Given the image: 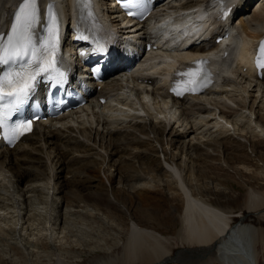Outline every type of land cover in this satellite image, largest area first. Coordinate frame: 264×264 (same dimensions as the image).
I'll use <instances>...</instances> for the list:
<instances>
[{
    "label": "bare ground",
    "instance_id": "obj_1",
    "mask_svg": "<svg viewBox=\"0 0 264 264\" xmlns=\"http://www.w3.org/2000/svg\"><path fill=\"white\" fill-rule=\"evenodd\" d=\"M206 1L211 0H185L182 2V7L177 10H189L196 3ZM12 2L13 0H0V33H7V31L4 32V21L6 16L13 11ZM66 2L67 0H63V8ZM226 13L227 18H224V22H229L232 17L234 21L239 19L238 24L242 31L253 42H259L264 38V0H259L253 7L250 6V2L244 4L241 2L236 7L229 6ZM41 24H45V20ZM69 46L70 42H67V47ZM215 47L217 45L214 44L212 48ZM207 51L205 45L194 46L185 55L195 54L186 57L194 60L195 57L201 56L200 53ZM240 68L241 70L247 68L248 74L253 72V68L246 63L240 64ZM149 81L150 79L147 80L146 85L143 83L132 85L129 82V95L126 93L121 97L113 96L105 105L92 106L89 110L91 114L90 112L72 114L63 121L53 123L48 127L39 124L33 134L25 137L15 148L0 147V244L7 247L16 245L26 250L20 254L7 252L5 258L11 257L13 261L18 257L22 260L24 258L35 259L40 256L39 248L44 246L46 252L49 249L59 251L56 256L57 264H65L62 259V247L65 245V239L70 238V235H67L68 231L72 229V224L76 222V219L86 215L93 220H101V216H104L103 219L105 221L108 219L111 225L116 223L119 224L117 227L129 226L131 231V236L126 244H123L124 255L120 259H110L100 264H118V262L127 264L125 257L127 259L134 257L132 264L137 261L139 263L152 262V264H181L182 258L173 259L172 256L170 243L174 238L180 243L195 245L197 250L193 253L206 259L202 260L205 261L204 264L216 262L264 264V260L258 259L256 247L258 241L264 246L262 225L248 223L244 217L239 225L233 227L229 221L233 214L232 211L219 209L212 203L200 200L194 195L200 181L207 182L210 179L215 190L219 189L218 182L220 181L210 176L207 171L216 169L217 167L213 164L220 160L210 152L211 150L220 151L223 158L231 165L248 164L254 171L250 177L254 181L258 180L259 177L255 171L264 168V140L260 139L261 134L245 132V130L250 127L252 114L256 116L259 126L264 127L263 108L257 111L255 102L247 107L244 98L243 103H238V106L244 110L249 109V114H246L247 111L246 113L242 111L237 117L238 110L225 103L222 109L219 108L218 105L220 106L221 102L219 103L217 99L206 101H214L213 104L218 109L214 112L209 109L205 101H199L201 99H195L198 100L197 103L188 108L184 106L185 99L175 98L174 104L170 105V102L159 100L155 95L152 99L150 98V101L149 97L153 93L148 91L151 85ZM152 81V84H155L156 79L153 78ZM112 84L120 90L123 89V84L117 79L113 80ZM234 85H237V82ZM252 88H257V94L261 92L264 94L262 91L264 78L255 86L252 84ZM244 91L247 93L246 88ZM130 96L133 101H129ZM104 98L107 99L106 92ZM124 100L129 103L123 102ZM114 101H117L116 106L112 103ZM139 106L142 107L143 114L146 116L134 114ZM148 117L152 120L150 126L145 121ZM181 117L184 118L181 127L184 126L187 130L185 133L178 130L179 126L178 128L175 126V123L179 125L178 121ZM174 118L176 119L172 123ZM217 118L232 125L234 129L244 134L245 138L249 135L246 139L258 158L257 162H262V166L247 155V147L244 144L227 137L225 131L213 135L214 133L211 132L213 126L221 125ZM212 121L215 123L212 124ZM126 122L130 126L120 127ZM168 125L171 127L169 131H167ZM200 131L203 132L198 134ZM191 133L198 136L195 138L196 143L190 141L182 145L178 144L185 135ZM205 137L209 139L205 140ZM156 143L161 146V152L155 145ZM52 145L56 147L57 155L52 156L53 153L48 152ZM174 150H179L181 155H186L188 158L186 164L179 163L181 157L174 153ZM55 158H59L58 161L62 160L61 162L66 166H72V164L75 166L80 163L79 169L84 171L78 175H81L80 179L74 180V184L79 185L77 190L71 189L70 185L68 190L62 182L56 183L55 170L52 166ZM48 164L52 166V172L47 170L46 165ZM88 172L96 173V175L90 178L87 175ZM241 172L246 173L244 170ZM102 175L104 179H101ZM156 186H166L173 197L181 194L186 199V207L180 217V226L171 238L162 236L153 230L141 228L134 222L135 212L130 214L134 208L132 204L134 200L143 198L149 189L156 191ZM65 190H68L67 197H59L65 194ZM114 193L117 197L115 202L110 197ZM124 195L130 198L128 202L130 211L124 209ZM64 204H66L65 209H63ZM46 206L49 207L48 210ZM136 209L138 212L142 211L139 207ZM244 209L254 212L258 217V222H262L264 220V192L249 193ZM199 213L201 217L197 216ZM45 215L48 218L47 224H49L46 227L48 233L45 234L48 239L39 237L41 231L35 227ZM9 222H12V225H9L11 224ZM10 233L11 237L7 239L1 236H9ZM138 235H146L155 242L157 241L159 247L151 252L141 251L137 255ZM54 255H56L55 252Z\"/></svg>",
    "mask_w": 264,
    "mask_h": 264
},
{
    "label": "rangeland",
    "instance_id": "obj_2",
    "mask_svg": "<svg viewBox=\"0 0 264 264\" xmlns=\"http://www.w3.org/2000/svg\"><path fill=\"white\" fill-rule=\"evenodd\" d=\"M235 71L236 69H232L230 74L235 75ZM143 73H147V71H144ZM136 74H140V73L137 72ZM251 80L254 81V79L252 78ZM236 82L237 85H234ZM254 84L255 82H253V85ZM226 85L227 86L223 91H221V93L219 92L215 95H210V96L208 95L203 100H199V101L206 102L207 100L217 99L219 103L221 102L220 103L221 107L218 105L219 108L222 109V105H224L225 103L227 104V106L229 105V107L239 111L238 114L236 115L238 117V115L239 116L241 115L242 111L243 113H246L247 111L246 114H249V109L244 110L242 107L238 106V103H243V100L245 98L247 102V107L252 106L255 102V107L257 108V111L263 108V113H264V97L262 98L264 94L262 92L257 94L256 92L257 88H252V84L250 85V82L248 80L239 77V79H234L233 81L228 80L226 82ZM245 88L247 89V93L244 91ZM127 91L128 89H124L122 91V95L125 93H127L128 95L129 93ZM262 91L264 92V89H262ZM159 100H161V98H159ZM210 102L211 101L206 102L209 109H211L212 112L217 111L218 110L217 107L213 104L214 101H212L211 103ZM187 107H190V105H187ZM250 117H253L252 122L249 125L250 127L248 126L250 129L247 128L248 131L245 130V132L250 131L253 133L255 132L256 134H261L262 136L260 135L259 137L261 140H264V135H263L264 127L262 128L259 126L260 124L256 120V116L252 114ZM175 119L176 118H174L172 121H174ZM217 119L221 123V125L214 127L215 125L213 126L212 124H214L215 121L211 122L212 124L210 125V127L212 128L213 126V128L211 129V132L214 133L213 135L215 136L216 134L220 133V131L221 133L225 131L226 132L225 135H228L227 137H230L231 139L244 144L247 147L246 149L247 155L250 156L251 159H253V161L255 160L256 161L255 163L262 166V162L261 163L257 162L258 158L250 148V143L248 142V139H246L249 138V135H247V137L245 138L244 134L234 129L232 125L227 124L223 119L220 120L219 118ZM145 121L148 123V126H150L152 120L149 119L148 117V120L145 118ZM183 122H184V118L181 117L178 121L179 125H176L177 123H175V126H177V128L179 126L178 130L185 133V131L187 130H185L184 126L181 127ZM170 128H171L170 126L169 128L167 127V131H169ZM203 131H205L204 128ZM203 131L198 132V134H201ZM262 131L263 133H261ZM199 136L202 137L203 135H199ZM196 137L198 136L197 135L195 136V134L192 133L185 135L184 138H182L181 140L179 139L180 142L178 144L182 145L183 143H189L190 141H192L191 143L193 142L196 143L197 142L195 139ZM208 139L209 138L205 137V140ZM166 143L167 140L165 141V144ZM155 145H157L158 149L161 152L162 150L161 146L158 145L157 143ZM48 150H49L48 152H50L51 154L53 153L52 156H54L55 154L57 155L56 147L54 145L49 147ZM168 150L172 152L169 148ZM173 152L180 155L181 159L179 160V163L181 164L187 163L188 158L186 157V155H181L179 150H174ZM210 152L213 155H215L217 158H220V160L213 164L218 169L217 168L213 170L208 169L207 171L210 176H213L220 181L218 182L220 186L219 189L215 190L216 188L212 184L213 183L212 180L209 179L207 182L200 181L197 187V191L194 192L195 197L200 200H204L208 203H212L215 207L219 209L232 211L233 214H231V219L229 221L233 227L239 225L242 222L243 218L245 217L248 223H252L254 225L260 224L264 228V220L262 222H258V217H256L254 212L244 209L245 200L249 193L264 192V173H263L264 168H262L259 171H255V173L258 175L259 178L257 181L256 180L254 181L250 177L254 172L253 168L249 167L248 164L231 165L223 158V155L220 151L213 152L211 150ZM58 160L59 158H55L53 160V162L55 163L52 162V164H54L52 166L54 167L55 170L56 183L62 182L65 186H67L68 190H69V185L71 189L77 190L78 188L77 186L79 185L74 184V180L80 179L81 175L80 176L78 175L82 174L84 171L82 169H79L80 163L78 165H75L77 167L76 168L73 164L72 166H68V165L66 166L63 162H61L62 160L61 161ZM52 166L49 164L48 166L46 165V167H48L47 170L52 172ZM72 168L75 171L72 170ZM243 170L246 173L243 172L244 174H242L241 171ZM74 173L76 175H74ZM87 175H89L90 178H93L96 175V173L94 174L93 172H88ZM57 178L60 179L57 180ZM71 178H73V180ZM101 179H104V176ZM105 181L107 183V180ZM68 190H65L64 191L65 194L63 193L59 195V197H64V196L67 197L66 193L68 192ZM180 195L173 197L172 194L169 193L166 186H160V187L158 186L156 191L155 190L152 191L149 189L145 192L143 198L135 199L134 203H132L134 206L132 211H130L128 208V202H130V198L127 195H124L123 198L125 201L124 200L123 201L125 203H123V206L124 209L126 208L130 211V214L131 213L133 214V211L136 213V214L134 213L135 215L134 222H136L141 228L153 230L161 234L162 236L171 238L172 235H174V233L177 232V229L180 226V217L183 213V210L186 207V199L185 197L183 198V196ZM110 197L112 201L114 202L117 201L116 193H114L113 195L111 194ZM138 207L142 209L141 212L136 211L137 210L136 208ZM46 208L47 210L49 209V207L47 206ZM65 208H66V204L63 205V209ZM197 216L201 217L202 215L199 213ZM101 218H102L101 220L98 219L93 220L87 217L86 215H84L83 218L76 219V222L72 224V229L68 231L67 234L70 235V238H68L67 240L65 239L64 241L65 245L62 247V255H63L62 259L65 262V264H74V263L100 264V262L102 261H108L110 259H116V258L120 259L121 256L124 255L125 250L123 244H126L127 239L131 236V231L129 229V226L117 227L119 224L114 223L115 225L114 224L111 225L108 219L106 220L109 222L103 219L104 216H101ZM47 222H48V218L45 215V217L40 220V223L35 226L38 227L39 230L41 231V233H39V237H43L46 239H48V236L45 235L48 233L46 231V227L49 226ZM9 223H11L9 225H12V222ZM8 231L7 233L10 232ZM1 236L3 239H7L11 237V233L9 236H3V235ZM256 244H257L256 247H257L258 259L263 261L264 246L261 245L260 241H258ZM136 245L139 248L137 255H139L141 251L151 252L153 250H156L157 247H159L157 241L155 242V240L149 238L146 235H138ZM43 247L39 248V250L41 249L40 251L38 250L40 256L35 259L24 258L22 260L18 257L15 258V260L13 261L11 257L5 258L7 252L8 253L12 252L13 254H20L22 251L26 252V250L22 248H18L16 245L14 246L11 245V247H7L4 246V244H0V264H57L56 256L58 255L59 251L56 250L54 251L49 249L50 251L47 250L46 252L45 249L46 247L44 248ZM170 248L173 259H176V257L183 259V262L181 264H204L205 261L202 260H206L201 258L202 256H198L197 254L193 253L194 251L197 250L195 245L180 243L178 242V240H175V238L170 243ZM54 252L56 255H54ZM46 253H48L49 255ZM134 259H135L134 257H131L130 259L129 258L127 259L126 257L124 258V260L127 261V264H132V261ZM118 264H120V262H118ZM133 264H152V262L139 263L137 261L134 262ZM213 264H225V263L216 262Z\"/></svg>",
    "mask_w": 264,
    "mask_h": 264
},
{
    "label": "snow or ice",
    "instance_id": "obj_3",
    "mask_svg": "<svg viewBox=\"0 0 264 264\" xmlns=\"http://www.w3.org/2000/svg\"><path fill=\"white\" fill-rule=\"evenodd\" d=\"M40 0H22L15 13L9 31L0 33V65H12L8 71L0 76V128H7V138L16 140L26 131H31L32 121L23 120L14 123L10 128L6 121L8 114L23 105L35 86L36 78L41 73L56 72L63 76L56 67L55 54L59 39V21L52 6L48 9V21L45 34L37 37L35 29L40 23ZM90 4V0H87ZM131 14V13H130ZM260 61H264V44L260 49ZM258 61V66L264 67V62ZM207 61H195L196 69L190 68L185 72H178V77H192L197 79L184 81L188 87L184 91L195 93L207 85L210 73L207 70ZM181 83L174 84L172 91L176 95H183L178 91Z\"/></svg>",
    "mask_w": 264,
    "mask_h": 264
}]
</instances>
